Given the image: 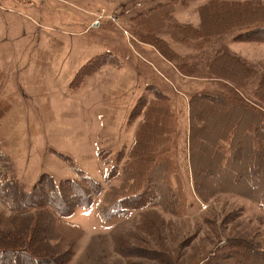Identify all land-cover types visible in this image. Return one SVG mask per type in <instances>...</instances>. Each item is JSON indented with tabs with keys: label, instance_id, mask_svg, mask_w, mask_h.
I'll return each mask as SVG.
<instances>
[{
	"label": "rangeland",
	"instance_id": "obj_1",
	"mask_svg": "<svg viewBox=\"0 0 264 264\" xmlns=\"http://www.w3.org/2000/svg\"><path fill=\"white\" fill-rule=\"evenodd\" d=\"M167 1L0 0V103L9 106L0 118V148L12 159L27 189L42 174L56 182L76 180L75 169L98 183L104 179L113 184L120 182L123 165L118 154L124 148L129 149L137 126L146 115L147 106L140 105L149 102L157 91L168 94L171 106H175L172 111L178 120V148L176 151L175 138L174 152L169 150L165 157H171L175 173L178 164L177 171L183 177L180 179L188 199L191 198L188 179L179 165L186 159L183 149L187 99L193 89L203 85L225 89L219 82L207 78V67L216 52H228L238 58L230 60L228 67L218 62L216 70L220 69L217 71L221 74L230 77L246 74L239 67L243 64L257 79L264 77V28L206 39L196 31L193 34L188 25H199L197 10L209 0H180L174 4L172 14L163 20L164 28L155 34L167 41L183 63L197 67L196 75L201 79L191 78L175 71L172 63L163 59L152 45L138 39L143 29L134 25L133 18ZM262 4L258 6L264 7ZM226 12L224 17L227 14L231 18L232 13ZM252 13L246 14L250 18ZM220 14L211 10L205 15L216 22L217 31L224 29ZM206 29H211L208 24ZM241 33L248 34L245 35L248 40H234ZM250 81L251 78H246L244 87L254 89ZM175 91L172 98L170 95ZM133 112L139 114L129 124V115ZM192 113L196 123L203 125L193 138V161L198 157L203 162L194 161V166L215 176L212 179L198 173L199 180L213 190L221 188L255 195L264 187V163L259 161L261 154L256 152L250 151L249 159L243 155V148L249 145L242 134L246 126L244 115L238 118L239 110L222 103L211 105L198 101L193 104ZM150 117L145 123L152 127ZM230 118L237 125L233 143L240 152L235 161L229 160L228 167L220 170L217 168L219 155L211 154L210 145L216 139L212 137L215 128L220 132ZM142 144L141 141L139 145ZM239 159L244 167L253 163L258 167L254 173L246 171L242 176ZM109 170L116 172V177L104 178ZM220 180L225 181V187H213L215 183L219 186ZM94 199L96 203L101 202V196ZM96 203L63 218L62 222L69 227H63L61 232L54 229L48 213H41L31 229L32 239H38L35 244H41L40 248L47 246L44 252L47 256L68 253V264H136L139 260L135 255L124 254L131 247L142 248L144 254L150 255L144 259L147 264H158L154 257L158 253H165L166 264H191L197 254L211 251L221 237H257L262 240L260 248L264 250V210L248 200L215 199L210 202L213 214L205 209L206 205L196 202L199 204H195L196 210L187 209L190 218L176 219L149 204L145 210H129L126 217L115 219L118 222H101ZM10 210L13 209L0 200V213L8 215ZM237 210L239 214L234 216ZM205 213L208 217L212 214L218 231L204 223ZM71 226L77 229H70ZM20 228L16 224L0 225V238L7 240L3 237L8 234L12 241H18L24 231ZM6 231L10 232L5 235ZM58 237L79 238L62 241ZM44 240L46 246L42 244ZM57 243L61 250L55 252L51 247Z\"/></svg>",
	"mask_w": 264,
	"mask_h": 264
},
{
	"label": "trees",
	"instance_id": "obj_2",
	"mask_svg": "<svg viewBox=\"0 0 264 264\" xmlns=\"http://www.w3.org/2000/svg\"><path fill=\"white\" fill-rule=\"evenodd\" d=\"M179 1L168 0L163 6L153 8L136 16L133 18V22L136 27L143 29L142 33H138L139 41L152 45L163 59L165 58L172 63L180 74L191 78H200L196 75L198 73L197 67L183 63L180 57L172 51L167 41L155 34V32H159L164 28V18L172 14L174 4ZM260 3L264 5V1L260 0H209L197 10L199 25L197 27L188 26L193 34L196 35L198 33L200 37L204 36L206 39L211 36L230 34L234 31L247 32L255 28H264V7H259ZM260 9H262V13ZM211 10L221 13L220 17L224 29L215 30L216 22L212 21V17L207 18L205 16ZM224 11L232 13L231 18L227 14L224 17ZM247 12H253L250 18L246 14ZM153 13L154 15H152ZM257 14H260V16ZM206 24L211 28L210 30L206 29ZM241 34L236 36L234 40H248L245 37L248 34ZM236 59L238 58L228 52H216L207 67V78L219 82L217 84L225 87V89H216L209 85H203L201 88L193 89L187 100L188 127L183 149L186 151V159L179 165L184 171V178L188 179L190 199H188L183 182L180 179L183 177L177 171L178 164L176 163L175 173V164H173L171 157H165L169 150L172 153L174 152L175 138L176 151L178 148L177 117L175 119V113L172 111L173 106H171L172 102L168 100L169 95L166 93L156 91L149 102L140 105L142 108L147 106L146 115L139 122L140 124L137 126L133 136L134 140L129 149L127 151H125V148L124 150L121 149L123 152L118 154L122 158L123 170L120 175L121 180L117 184L109 183L108 180L104 179L102 183H105L106 186H103L102 183H98L94 178L75 169V173H78V179L76 180L62 179L56 182L51 176L42 174L27 189L25 184L20 181L12 159L0 148V200L6 206L8 205L10 209H13L10 210L8 215L0 213V225L12 226L16 224L18 226L21 225L20 229H24L18 241H12V237H7L8 234L6 235V233L10 231H6V237H3L7 240L0 238V264H38L43 262L47 264H50V262L68 264L70 259L68 253L65 256L60 254V257H51L44 254L48 248L46 246L47 241H42V244L46 246L45 248H40L41 244L39 246L35 244L38 239H32V224L35 223V219L41 213H48L53 219L54 229L61 232L63 227H69L68 224L62 222L63 218L70 217L79 209L87 208L90 204L93 205L96 203L94 198L98 196H101V200L99 199L101 202L96 203V207L97 215L101 222L113 221L120 219L122 216L126 217L129 210H145V207H148L149 204L169 215L172 219L180 217L190 218L191 214L187 209L192 207L196 210L195 204L197 206L199 204L206 205L205 209L213 214L211 212L213 210H210L211 201L221 198L232 199L234 197L245 201L248 200L264 210V187L260 188L255 195H249L234 190H221L219 187H225V181L220 180L219 186L216 183L213 184V187L219 188L218 190L210 189V187H207V183L199 180L198 173L206 177L209 176L212 179L215 176L202 168H197L196 170L194 161L196 164L201 163L203 162L201 158L196 157L193 161V138L200 133L203 127L202 124L198 125L199 122L196 123V116L192 113V106L198 101L199 103L208 102L211 105L222 103L227 105L228 108L239 110L240 113L236 116L242 119L244 115L246 126L242 134L249 141L248 147L243 148V155L248 158L250 151L256 152L261 154V160L259 159V161L264 163V77H260L258 80L256 76H253L255 74L251 69H247L243 64H240L239 67L246 74L240 73L238 77L223 75L219 72L221 71L220 69L217 68L219 71L216 70L218 62L220 65L228 67L230 60ZM246 78H251L250 82L254 84V89L244 87ZM8 109V104L0 103V118ZM150 109H152L151 112H149ZM138 114L139 112H133L129 115V124L134 122L135 116ZM146 117H148L147 120H145ZM149 117L152 127L146 126V123L149 122ZM231 121L232 119L230 118L227 125L225 124L220 128V132L215 128L212 135L216 139L210 145L211 154L216 153L219 155L217 156V168L220 170L228 167L229 160L235 161V157L240 152L234 148L233 142L237 132V125ZM154 125L158 128L154 127ZM141 141L143 144L139 145ZM205 142L201 141V143ZM238 165L242 169V176L246 175V171L254 173V169L258 167L255 163L247 164L244 167L241 160ZM109 177H116V172L109 170L104 178ZM93 196L94 198L91 201ZM235 212L237 213L234 216H238V210ZM206 214L203 215L204 223L208 227H216L218 231L215 219H212V214L211 217ZM115 221L118 222L120 220ZM70 229L75 230L77 227L71 226ZM148 230L150 231V229ZM151 233L153 236L156 235L158 237L154 230H151ZM216 236H218V233ZM68 238L76 240L79 237H58L62 241ZM222 239L223 241H221ZM261 245L262 240H258L257 237H221L220 241L213 245L211 251L205 255L197 254L191 264H264V250L260 248ZM55 246L53 248L50 247L52 250L55 249V252L61 250L59 243ZM124 254L135 255L138 258L137 260H139L136 264H147L144 259L146 256H150L148 253L144 254L142 248L137 250V247H131L129 251H124ZM164 255L165 253H158L154 256L158 264L167 263L165 261L168 258H165ZM237 257L243 258V260Z\"/></svg>",
	"mask_w": 264,
	"mask_h": 264
},
{
	"label": "crops",
	"instance_id": "obj_3",
	"mask_svg": "<svg viewBox=\"0 0 264 264\" xmlns=\"http://www.w3.org/2000/svg\"><path fill=\"white\" fill-rule=\"evenodd\" d=\"M235 57L237 58V56H235ZM175 71H176V69H175ZM173 95H176V91L175 92H172L170 96H172V98H173ZM187 108H188V105H187ZM174 110H175V106H174ZM186 120H187V127H188V109H187V119ZM177 122H178V120H177Z\"/></svg>",
	"mask_w": 264,
	"mask_h": 264
}]
</instances>
